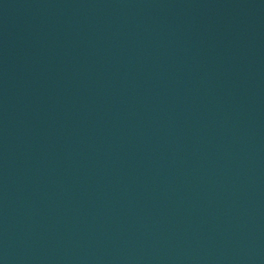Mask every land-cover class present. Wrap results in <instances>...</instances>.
<instances>
[{
    "label": "water",
    "instance_id": "water-1",
    "mask_svg": "<svg viewBox=\"0 0 264 264\" xmlns=\"http://www.w3.org/2000/svg\"><path fill=\"white\" fill-rule=\"evenodd\" d=\"M0 264H264V0H0Z\"/></svg>",
    "mask_w": 264,
    "mask_h": 264
}]
</instances>
